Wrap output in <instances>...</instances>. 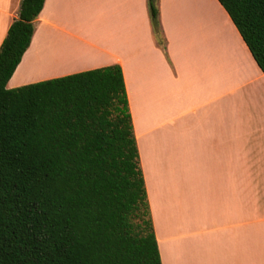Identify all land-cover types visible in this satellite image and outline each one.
<instances>
[{
  "label": "crops",
  "instance_id": "obj_1",
  "mask_svg": "<svg viewBox=\"0 0 264 264\" xmlns=\"http://www.w3.org/2000/svg\"><path fill=\"white\" fill-rule=\"evenodd\" d=\"M157 7L163 45L148 0H44L6 88L119 65L161 264H264V74L217 0Z\"/></svg>",
  "mask_w": 264,
  "mask_h": 264
},
{
  "label": "trees",
  "instance_id": "obj_2",
  "mask_svg": "<svg viewBox=\"0 0 264 264\" xmlns=\"http://www.w3.org/2000/svg\"><path fill=\"white\" fill-rule=\"evenodd\" d=\"M217 1L264 74V0ZM43 4L0 46V264H161L120 66L6 88Z\"/></svg>",
  "mask_w": 264,
  "mask_h": 264
},
{
  "label": "rangeland",
  "instance_id": "obj_3",
  "mask_svg": "<svg viewBox=\"0 0 264 264\" xmlns=\"http://www.w3.org/2000/svg\"><path fill=\"white\" fill-rule=\"evenodd\" d=\"M44 53L42 52H36L35 55L32 56L31 61L28 62L26 65L27 70L31 73H38L46 70L50 64H52V58H45Z\"/></svg>",
  "mask_w": 264,
  "mask_h": 264
}]
</instances>
